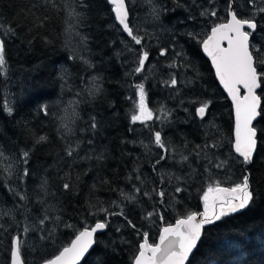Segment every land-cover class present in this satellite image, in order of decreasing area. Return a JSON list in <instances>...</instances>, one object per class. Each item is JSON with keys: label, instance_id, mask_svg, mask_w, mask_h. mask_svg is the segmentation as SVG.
Here are the masks:
<instances>
[{"label": "trees", "instance_id": "16d2710c", "mask_svg": "<svg viewBox=\"0 0 264 264\" xmlns=\"http://www.w3.org/2000/svg\"><path fill=\"white\" fill-rule=\"evenodd\" d=\"M228 3L146 0L139 6L138 1L133 4V0H127L130 26L144 37L143 46L152 50L156 59L145 72L135 75L130 73L136 67L141 45L118 26L108 0H0V24L15 29V35L8 37L0 32L8 66L7 75L0 76V152L4 154L0 158V264L11 263L14 236L24 241L25 264H43L69 246L78 231L105 220L107 229L97 237L94 250L83 264H133L143 233L149 234L150 243H156L164 226L188 212L203 211L202 195L209 184L219 181L221 186H232L240 182L243 166L232 159V106L199 42L203 36L200 29L205 32L209 27L202 24L201 12L221 8L226 18ZM232 5L239 16L251 15L247 0H234ZM73 9L80 14L78 19L69 16ZM256 19L259 27L252 43L264 50V14ZM41 22L43 26H39ZM187 33L198 34V38L192 39ZM161 48L168 49L164 57L159 55ZM70 55L78 58L70 60ZM174 60L182 66L169 68ZM173 73L178 85L166 87L163 82ZM62 76L68 81L63 88ZM93 76L102 78L103 87L95 98L87 91ZM139 82L145 84L153 111L163 107L171 113L164 119L165 131L157 121H151L145 132L137 123H130L136 101L133 85ZM259 96L262 105L255 125L258 149L248 166L257 194L255 202L206 226L189 264H239L242 259L247 264H264V84ZM206 101L211 103L204 119H199L196 109ZM5 103L13 107V115L6 114ZM43 105L48 108L47 116L40 111ZM72 107L78 118L70 123L74 134L65 136L59 117L65 115V109L70 115ZM92 117L96 130L90 128ZM154 131H161L175 150L167 161L156 165V171L153 164L161 150L151 142ZM41 135L47 136V142L37 144ZM69 140L79 142L80 158L66 156L64 147ZM205 143L217 147L197 156L196 146ZM25 150L30 152V174L21 183L25 165L20 153ZM99 153L104 157L99 161L83 158ZM181 153L189 155L188 162H179ZM221 160L226 161L223 170L213 166ZM9 166L10 172L6 171ZM177 176L183 179L178 182ZM45 179L47 193L41 189ZM69 181L71 190L65 191L62 185ZM134 185L141 189L139 194L134 192ZM177 186L184 190L176 193ZM153 188L164 190L163 203ZM145 191L151 198L143 195ZM121 192L135 195V200L123 199ZM16 193L27 199L21 200ZM101 208L110 212L123 208L124 216H106ZM149 212L158 215L149 218ZM44 215L50 219L41 229L39 221ZM25 227L29 228L27 234Z\"/></svg>", "mask_w": 264, "mask_h": 264}, {"label": "snow or ice", "instance_id": "6c2138e0", "mask_svg": "<svg viewBox=\"0 0 264 264\" xmlns=\"http://www.w3.org/2000/svg\"><path fill=\"white\" fill-rule=\"evenodd\" d=\"M234 0H229L227 5L228 19L226 22L215 24L210 34L206 38L200 40L204 53L211 59V63L215 69V75L219 80V83L223 86L231 98L234 106V142L232 144V150L234 156L233 161L243 166L242 176L240 182L235 183L232 186H221L219 181L209 184L207 190L203 192V211L188 212L186 215L179 217L175 220L174 224H168L164 226L159 234L158 243L149 242V234L143 233L142 242L138 245V252L133 256V264H186L189 260L190 254L197 248L198 242L203 235V229L206 226L212 225L217 221H220L222 217L230 214H235L238 211L249 208L256 198V192L251 183V172L248 166L254 161V155L257 151V132L252 126L253 120L256 119L260 112L258 109L261 107V97L257 95L256 90L261 88L264 84V69H260L259 65L264 64V50L257 47L254 43L250 42V38L259 27L256 19L257 15L264 14V0H247L248 5L251 6V15L247 17L239 16L235 10H233L232 4ZM108 3L112 5L111 11L115 14V20L120 25L122 31L136 44L141 45L140 51L136 57V67L132 70V73L139 75L145 69V64L149 60V52L143 46L144 37L140 36L138 32L130 26L129 22V10L126 4V0H108ZM83 7V4L80 5ZM153 13L158 17V10L153 9ZM203 16H210L215 18L217 16L216 10H204L201 12ZM70 17L79 18L80 14L73 9L69 13ZM39 26H43L42 22ZM74 27V26H73ZM247 29V30H246ZM68 31H72L69 29ZM0 32L4 37L15 35V29L11 26L5 27L0 24ZM79 35L78 32L75 33ZM192 39H197L198 34L187 33ZM86 37H81V41H86ZM226 43V46H225ZM129 51H133L129 47ZM168 54L167 48H161L159 55L166 56ZM177 56L181 53H176ZM78 57L70 55L68 59L75 60ZM83 60V57H79ZM85 64L92 67L89 61L83 60ZM182 65H178L175 60L168 65L169 68H179ZM8 71L7 60L5 55V39L0 38V76H6ZM63 84L61 87L68 86V81L65 77H61ZM101 77L93 76L90 78V87L87 88L89 95L95 98L103 91ZM146 79V77H145ZM166 87L176 88L178 80L175 73L170 75V79L163 82ZM136 89V101L134 103V112L130 116V123H140L145 127H149L148 122L154 119V111L148 106L147 103V91L145 84L139 82L133 85ZM243 89L244 94L241 95ZM80 93L77 92L76 95ZM75 104L76 102H72ZM210 101L202 102L196 109V115L200 119H204L207 109L209 108ZM3 109L7 115L11 116L14 113V109L9 104H3ZM40 111L45 115H49L46 105L41 106ZM65 115L59 117L60 126L64 129L65 136L74 134L70 123L74 122L78 118V113L75 107H72L69 115L68 109H65ZM160 114L155 115V119L160 120L167 119L171 113L163 107L159 110ZM90 128L92 130L97 129V123L95 117L91 118ZM47 136L41 135L37 138L36 143H46ZM152 144L161 150L157 154V159L153 164V171H156V165H160L163 161H167L169 156L175 151L165 140L161 131H154L152 133ZM91 144V140L88 141ZM143 144V141H141ZM146 149L148 145H143ZM217 144L205 143L204 146L197 145L194 150L197 156H200L205 149L216 148ZM79 148V142L67 141L65 143L64 152L67 157L78 159L79 154L77 149ZM150 150V149H149ZM4 154L0 152V158H3ZM30 152L25 150L20 153V161L25 165L20 175L21 183L25 178L29 176V169L27 164L29 162ZM84 159H103V153L96 154L95 156H85ZM189 155L180 154V163L188 162ZM210 164L213 162H209ZM226 161H219L214 163V167L223 170ZM11 166L6 171L10 172ZM134 171L138 172V169ZM208 171V169H205ZM168 175V174H165ZM132 177L130 176L129 179ZM137 180L140 176L135 177ZM179 182L183 177H175ZM160 183H164V176H161ZM65 191L71 190V182H65L62 185ZM134 187V192L139 194L141 189ZM41 189L47 193V180H42ZM11 190V189H10ZM184 189L180 186L175 188V192H182ZM155 195L160 198V202H164L165 192L163 189L152 190ZM20 196L21 200H26L27 197L23 194L16 193ZM144 196L151 198V193L145 191ZM121 196L125 200H135V195L124 194L121 192ZM43 203V201H41ZM114 206L119 207V205ZM106 216L119 215L124 216L123 208L119 212H110L108 208H101ZM155 212H149L148 217H152ZM50 217L44 215L39 221L41 229L48 221ZM57 219H59L57 217ZM127 219V217H125ZM163 221V216H160ZM128 224L135 228L136 225L132 224L129 220ZM71 227V225H65ZM107 227V221H97L93 227H85L78 231L75 238L71 240L69 246H65L52 258L46 259L43 264H79L81 258L91 249L95 243V236L98 231L104 230ZM29 231L28 227L24 228V234ZM51 235V233H49ZM44 237H42L43 239ZM24 241L21 236H14L11 240L10 257L11 264H25L22 258V249ZM239 264H247L246 260H241Z\"/></svg>", "mask_w": 264, "mask_h": 264}, {"label": "water", "instance_id": "95a60500", "mask_svg": "<svg viewBox=\"0 0 264 264\" xmlns=\"http://www.w3.org/2000/svg\"><path fill=\"white\" fill-rule=\"evenodd\" d=\"M126 4H127V0H126ZM110 5H111V4H110ZM111 6H112V5H111ZM127 7H128V5H127ZM232 7H233V5H232ZM128 10H129V8H128ZM233 10H234V7H233ZM114 15H115V14H114ZM129 19H130V15H129ZM116 23L118 24L117 21H116ZM118 26L120 27L119 24H118ZM120 28H121V27H120ZM246 30H247V29H246ZM256 31H257V30H256ZM254 33H255V32H254ZM250 42L252 43V36H251V38H250ZM225 46H226V43H225ZM201 50H202V53H203L204 57L209 61L210 65H211V67H212V70H213V72H214V75H215V69H214V67H213V65H212V63H211V59H210V58L204 53V51H203V49H202V45H201ZM215 78H216V80H217V82H218V84H219L221 90L223 91V93L225 94V96L227 97L228 101L230 102V104H231V106H232V110H233V121H234V125H235L234 106H233V102H232L231 98L229 97V95L227 94V92L224 90L223 86L219 83V80L217 79L216 75H215ZM260 90H261V88H258V89L256 90L257 95H259ZM243 94H244V91H243V89H242V90H241V95H243ZM261 105H262V101H261ZM260 110H261V107H260V109H258V111L260 112ZM197 117H198V116H197ZM198 118H199V117H198ZM259 118H260V115H258V116L256 117V119L253 120V122H252V126H253L254 128H255V125H256V123L258 122ZM199 119H200V118H199ZM255 129H256V128H255ZM256 132H257V130H256ZM233 142H234V127H233ZM257 149H258V133H257ZM233 153H234V152H233ZM256 153H257V151H256ZM256 153H255V155H254V158H255V156H256ZM234 155H235V154H234ZM238 212H241V211H238ZM238 212H237V213H238ZM173 224H174V223H173ZM106 229H107V227H106ZM106 229L101 230V231H98V232L96 233V236H95V243H94L93 247H92L91 249H89V251H88L87 253H85V255L81 258L79 264H83L84 261L89 257V255L92 253V251L94 250V248H95V246H96V239H97V237H98L99 235L103 234V233L106 231ZM203 234H204V229H203ZM202 238H203V235H202ZM202 238H201V240H202ZM201 240L198 242L197 248H198V246H199ZM158 242H159V237H158V240H157L156 243H158ZM197 248L193 250V253H192V254H190L189 260L186 262V264H189V263H190V261H191L193 255H194L195 251L197 250ZM10 264H11V263H10Z\"/></svg>", "mask_w": 264, "mask_h": 264}, {"label": "flooded vegetation", "instance_id": "af4514ba", "mask_svg": "<svg viewBox=\"0 0 264 264\" xmlns=\"http://www.w3.org/2000/svg\"><path fill=\"white\" fill-rule=\"evenodd\" d=\"M217 12V16L215 18L213 17H209V19H207L205 16L201 19L202 21V24L203 25H208L209 27L206 29L208 32L205 36V38L207 37V35L210 34V30L211 28L215 25V24H218V23H222V22H226L227 19H228V13L226 15V18H224V15H223V10L221 8H214ZM235 10V8H234ZM146 34H148V32H146ZM254 34V33H253ZM149 35V34H148ZM253 36V35H252ZM147 51L149 52V60L146 62L145 64V71L147 70V67H150L152 65V62L155 61L156 59L153 58L154 56V53L152 50H148ZM202 51V50H201ZM203 54V53H202ZM204 56V55H203ZM161 57H164V56H161ZM209 62V61H208ZM210 64V63H209ZM211 66V65H210ZM212 68V67H211Z\"/></svg>", "mask_w": 264, "mask_h": 264}, {"label": "rangeland", "instance_id": "374dc122", "mask_svg": "<svg viewBox=\"0 0 264 264\" xmlns=\"http://www.w3.org/2000/svg\"><path fill=\"white\" fill-rule=\"evenodd\" d=\"M136 1H138V5L139 4H144L145 2H146V0H140V2H139V0H133V4L136 2ZM257 2L259 3V0H257ZM140 6V5H139ZM151 7V6H150ZM151 15H152V13L151 12H149ZM156 18V17H155ZM146 22V21H145ZM151 30V29H150ZM200 30H202V31H200V35H203L204 36V38H205V36H206V34H207V32L208 31H203V29H200ZM151 34H152V32H150ZM203 36H202V39H203ZM148 68V67H147ZM152 70V69H151ZM143 72H145V69H144V71ZM136 95H135V100H136ZM147 103H148V100H147ZM148 106H149V104H148ZM150 107V106H149ZM154 113H155V115H159L160 114V112L159 111H154ZM155 115H154V119L152 120V121H157V123L161 126V130L162 131H165V129H164V127H162L164 124H165V120L164 119H162V117H161V119L160 120H157V119H155ZM150 122L151 121H149L148 122V124H150ZM138 125H140V128H141V130L143 131L144 129H146V127L144 126V125H142V124H140V123H137ZM159 127V126H158ZM148 128L149 127H147V130H148ZM146 130H144L143 132H145Z\"/></svg>", "mask_w": 264, "mask_h": 264}]
</instances>
